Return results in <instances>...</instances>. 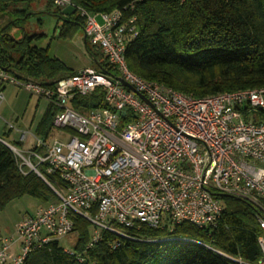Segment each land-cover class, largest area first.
Here are the masks:
<instances>
[{"label": "built area", "instance_id": "2783aa9c", "mask_svg": "<svg viewBox=\"0 0 264 264\" xmlns=\"http://www.w3.org/2000/svg\"><path fill=\"white\" fill-rule=\"evenodd\" d=\"M54 1L72 5L71 0ZM82 15L86 36L100 46L115 74L88 67L52 86L0 68V107L7 86L24 89L57 106L53 126L67 135L53 140L33 135L34 145L27 151L0 137L17 156L20 170L35 171L56 195L21 221L17 238L0 236V264H25L32 250L73 233L77 215L93 227L89 246L103 230L132 238L121 227L172 231L182 222L211 227L224 209L220 195L253 205L261 228L258 263L229 258L264 264V118H254L264 110V86L190 97L129 68L125 54L127 43L138 35L135 17L127 20L119 9L83 10ZM97 88L108 107L82 114L71 106L72 98ZM19 132V140L26 141L30 132ZM42 166L57 175L58 186L48 181ZM176 239L211 248L196 239ZM16 242L18 253L12 250Z\"/></svg>", "mask_w": 264, "mask_h": 264}, {"label": "trees", "instance_id": "16d2710c", "mask_svg": "<svg viewBox=\"0 0 264 264\" xmlns=\"http://www.w3.org/2000/svg\"><path fill=\"white\" fill-rule=\"evenodd\" d=\"M38 0H0V68L15 75L54 85L76 73L48 53V47L33 43L25 32L30 5ZM77 10L64 15V7L48 0L46 10L59 16V38L72 37L85 29L89 13L122 10L125 19L135 17L138 35L127 43L129 68L142 78L156 81L193 98L221 92L264 86V0H71ZM40 19V23H41ZM20 28L19 33L15 29ZM87 43V38H86ZM95 55L102 71L115 74L107 58ZM71 106L82 114L108 107L104 92L97 88L88 96L77 95ZM57 106L51 102L36 126V136L47 139ZM255 120L264 118V110ZM259 116V118H258ZM248 118V116L246 117ZM122 121L121 125H124ZM22 146V141H16ZM49 182L59 185L57 175L40 168ZM24 195L42 203L56 200L49 184L35 171L23 173L13 150L0 141V211ZM224 202L218 222L199 227L189 222L165 228H124L132 238L103 230L101 239L89 246L92 225L75 216L77 240L70 253L58 239L29 252L25 264H241L229 258L258 263L262 250L257 209L248 202L220 195ZM119 226V225H118ZM175 237V238H173ZM196 239L211 248L191 241ZM118 243L116 247L112 244Z\"/></svg>", "mask_w": 264, "mask_h": 264}, {"label": "rangeland", "instance_id": "374dc122", "mask_svg": "<svg viewBox=\"0 0 264 264\" xmlns=\"http://www.w3.org/2000/svg\"><path fill=\"white\" fill-rule=\"evenodd\" d=\"M48 0H38L30 5L32 11H41L27 17L24 24L25 32L33 35V43L40 47H48V53L62 60L70 71L79 72L87 67L101 70L100 65L95 60V55L103 59V50L98 44H94L90 37L85 38V29L80 28L72 37L59 38L56 32L59 16L48 12L45 8ZM40 19L42 20L40 23ZM101 21V18L98 19ZM20 28L15 29L19 33ZM5 100L0 107V137L14 145L20 150L27 151L34 142L33 135L42 116L44 115L49 101L30 94L28 91L17 88L13 85L7 86L4 91ZM257 116V114H256ZM259 118V116H258ZM20 130H28V139L18 146L16 141L20 137ZM49 139H64L67 135L61 130L52 127ZM29 150V149H28ZM44 203L40 200L24 195L10 201L3 210L0 211V236L9 238L18 237V225L28 215L35 214ZM60 245L68 250L74 248L77 234L71 233L67 236L56 237ZM20 242L13 245L15 252H19Z\"/></svg>", "mask_w": 264, "mask_h": 264}, {"label": "water", "instance_id": "95a60500", "mask_svg": "<svg viewBox=\"0 0 264 264\" xmlns=\"http://www.w3.org/2000/svg\"><path fill=\"white\" fill-rule=\"evenodd\" d=\"M76 10H77V7H75L74 5H67L66 7L63 8L62 13L64 15H72L73 13L76 12ZM85 38H87L86 35H85ZM117 79L121 82V84H123L124 86L128 87L130 90H133V91L137 92L135 90V88L133 87V85H131L129 82L125 81L123 78L118 77ZM137 94L140 97H142L144 100H147V98L145 97L144 94L139 93V92H137Z\"/></svg>", "mask_w": 264, "mask_h": 264}, {"label": "crops", "instance_id": "0c3cea01", "mask_svg": "<svg viewBox=\"0 0 264 264\" xmlns=\"http://www.w3.org/2000/svg\"><path fill=\"white\" fill-rule=\"evenodd\" d=\"M87 68H88V67H87ZM6 88H7V87H6ZM6 88H5V89H6ZM18 131H20V129H18ZM18 139H19V137H18ZM33 140H34V139H33ZM23 142H24V141H23ZM33 145H34V142H33V144H32L30 147H28V149H31V148L33 147ZM28 149H27V150H28ZM13 252H14V253H17V252H15L14 250H13Z\"/></svg>", "mask_w": 264, "mask_h": 264}]
</instances>
